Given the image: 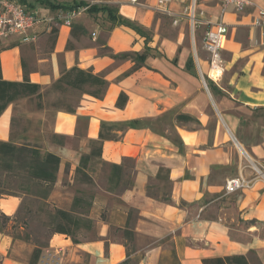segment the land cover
Masks as SVG:
<instances>
[{
  "label": "crops",
  "instance_id": "crops-1",
  "mask_svg": "<svg viewBox=\"0 0 264 264\" xmlns=\"http://www.w3.org/2000/svg\"><path fill=\"white\" fill-rule=\"evenodd\" d=\"M85 1L114 6L145 33L86 11L66 25L57 16L67 10L35 1L32 10L55 19L32 27L33 41L1 40L2 78L21 81L25 69L43 91L62 66L76 65L102 74L108 84L101 97L77 94L72 110L60 106L48 128L43 120L36 132L18 123L17 102L28 98L11 102L0 114V141L37 144L58 155L52 190H62L64 176L73 183L102 120L140 124L121 139L103 140L100 156L89 162L96 189L86 216L91 234L74 242L51 232L38 245L0 231V264H203L206 257L232 254L264 264V181L256 176L264 168V32L252 24L264 0L223 13L221 0L199 4L204 21L228 26L225 71L217 83L206 77L203 42L210 24L192 28L181 16L189 0H171L172 14L157 0ZM104 47L145 51L144 64L130 71L132 60L113 59L101 53ZM120 92L127 95L123 107L116 106ZM177 114L194 119L177 121ZM239 175L250 186L226 192V179ZM21 202L3 194L0 212L13 217ZM36 247L40 254L32 261Z\"/></svg>",
  "mask_w": 264,
  "mask_h": 264
},
{
  "label": "trees",
  "instance_id": "trees-1",
  "mask_svg": "<svg viewBox=\"0 0 264 264\" xmlns=\"http://www.w3.org/2000/svg\"><path fill=\"white\" fill-rule=\"evenodd\" d=\"M21 4H25L27 0H18ZM52 10L63 9L72 10L80 6H87L86 12L98 15L104 13L106 19L112 25H125L130 27L137 33L144 34L142 26L136 22L117 14L114 6L109 4L89 3L85 0L57 1V0H35ZM31 8L33 5H30ZM74 26H72L73 31ZM56 32V29L52 30ZM69 47V44H68ZM4 49L0 40V51ZM101 53L110 56L113 59L132 60L134 62L130 71L139 68L144 64L146 57L145 51H124L113 52L110 48L104 47ZM211 82V81H210ZM108 84V81L102 74L93 73L91 69H82L78 66L60 69V76L54 80L49 88L59 92L67 90H75L81 93H88L94 97H101ZM44 90L40 84L30 82L27 71L24 69V76L21 81H10L2 78L0 66V114L11 102L21 98H34L37 105L40 106V100ZM127 101V95L120 92L116 100V106L123 107ZM68 110H72L71 105L66 106ZM194 118L188 114H177V121H189ZM139 120H128L123 122L101 121L100 130L97 140H90V151L80 156L79 165L75 169V179L79 182L92 184V179L86 172L92 157H98L101 154V145L105 139L118 140L121 139L124 131L128 128L139 127ZM120 131V133H119ZM60 158L53 152L42 151L38 145L31 143L16 144L13 142L0 141V196L18 195V192L24 195H30L39 199L41 208L48 205L47 199L50 195L52 187L57 178V170ZM14 181L16 189L6 186V182ZM5 190V191H4ZM82 198L74 196L71 209L66 210L55 207L53 212H49L48 217L54 225L52 232L65 233L70 235L74 242L78 241L76 231L82 224L92 227L93 222L89 217L83 216V213L77 212V207L81 204ZM90 206V202H88ZM0 218L3 223L9 220V216L0 212ZM0 231L4 229L0 228ZM40 254L39 248H34L32 253V261ZM260 264L255 256L247 257L243 254H232L227 256L206 257L202 260L203 264Z\"/></svg>",
  "mask_w": 264,
  "mask_h": 264
},
{
  "label": "rangeland",
  "instance_id": "rangeland-1",
  "mask_svg": "<svg viewBox=\"0 0 264 264\" xmlns=\"http://www.w3.org/2000/svg\"><path fill=\"white\" fill-rule=\"evenodd\" d=\"M203 1L205 0H197L198 4ZM33 3H35V0H27L26 3L22 5L27 11H31L32 8L30 5ZM99 14L101 18H105L106 16L102 12ZM12 38H14V36ZM52 38V35L47 38V45L51 42ZM4 44L5 43L2 42V45ZM204 55L208 56L207 52L204 53ZM77 94L79 95L81 92L75 90L59 92L48 86L44 89L43 96L40 100V106L37 105V101L34 98L17 102L16 107L18 110V123L20 128H29L30 131L36 132L40 130L39 125L43 120L45 127L48 128L52 122L55 111L60 106L65 107L72 105ZM63 181L68 183L67 187L62 190L59 188L51 190L53 195L49 198L48 205L44 208H41L39 199L18 192V195L15 196L22 197L21 205L16 214H14L13 217L9 216L10 219L5 221V223H3V219L0 218V228L9 232L14 237L27 239V241H31V243L33 242L38 245L43 244L48 235L52 232V228H54V225H52L48 217L49 212H53L55 207L66 210L71 209L74 196L82 198L81 204L77 207V212H79V214L80 212L83 213V216L86 217L91 209L88 205L90 196L96 192V189L93 188L92 184L79 182L75 178L73 183H71L68 181L67 176L63 177ZM6 186L12 187L14 190L16 189L14 181L6 182ZM91 232L92 227L82 224L76 231V236L81 238L88 237Z\"/></svg>",
  "mask_w": 264,
  "mask_h": 264
},
{
  "label": "built area",
  "instance_id": "built-area-1",
  "mask_svg": "<svg viewBox=\"0 0 264 264\" xmlns=\"http://www.w3.org/2000/svg\"><path fill=\"white\" fill-rule=\"evenodd\" d=\"M69 1V0H64ZM137 2L138 0H131ZM171 0H157V5L165 10V12L172 14L168 5ZM90 4L92 2H89ZM250 0H221L222 13L228 8L232 7L236 11H241L248 5ZM87 6H80L72 10H68L63 16L62 21L66 25H71L72 20L85 12ZM202 10L199 8L197 0H189L183 7L181 16L185 17L191 24L192 28L195 25L204 21L202 18ZM54 17H48L36 10L27 11L18 0H0V40H6L10 37L16 36L22 41H33L36 39L34 34H30L29 30L35 25L45 22L53 21ZM177 20H174L176 23ZM209 28L205 31L203 47L208 54V69L206 77L213 81L218 82L221 80L225 71V60L223 51L226 49L228 26L219 20L217 22H207ZM252 24L260 27L264 32V8L256 7L255 15ZM257 177L262 178L264 181V168L256 169ZM250 180L245 179L241 175L227 178L224 183L226 192H232L237 189L250 186Z\"/></svg>",
  "mask_w": 264,
  "mask_h": 264
}]
</instances>
